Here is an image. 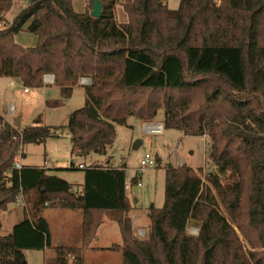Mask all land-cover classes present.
Masks as SVG:
<instances>
[{"label":"trees","instance_id":"obj_1","mask_svg":"<svg viewBox=\"0 0 264 264\" xmlns=\"http://www.w3.org/2000/svg\"><path fill=\"white\" fill-rule=\"evenodd\" d=\"M72 1L27 0L8 24L13 0H0V78L29 90L52 75L64 99L90 79L84 107L66 125L74 154L105 155L116 126L153 122L163 109L165 129L208 139L217 171L206 170L204 181L203 169L169 167L164 206L151 209L140 239L124 167L79 164L77 193L46 168L18 171L20 148L45 143L57 128L16 127L0 116V212L21 194L27 201L23 219L0 236V264H27L25 251L53 247L50 209L81 210L82 239L54 247L45 264H85L88 250L121 252L123 264H264V0H180L177 10L166 0H125V23L116 18L119 0H101L99 19ZM23 30L36 46L16 43ZM105 216L119 224L121 243L92 248ZM191 222L197 236L187 233Z\"/></svg>","mask_w":264,"mask_h":264},{"label":"rangeland","instance_id":"obj_2","mask_svg":"<svg viewBox=\"0 0 264 264\" xmlns=\"http://www.w3.org/2000/svg\"><path fill=\"white\" fill-rule=\"evenodd\" d=\"M72 2L74 10L78 13L92 11V0H73ZM166 2L172 10L179 8L180 0H166ZM26 3L27 0H13V6L6 16L8 24L25 8ZM124 3L125 0H119L115 10L119 23H125L128 20L124 12ZM15 41L24 47H34L37 44V37L23 30L15 35ZM45 78L43 87L29 89L28 92H25V88L15 79L0 78V116L11 119L10 123L13 125L20 118L23 127L32 126L34 122L41 121L42 125L57 128L45 143L30 144L23 148V152L26 153V158L23 159L24 166L46 168L50 173L72 184L73 190L77 189L84 179V171L77 169L79 164H85L87 167H124L129 184L128 194L135 208L130 213L135 219V234L140 239L148 237L151 209L159 210L164 206L166 171L169 167L185 165L195 171L203 169L204 181L208 173L205 172L206 170L216 173L217 169L208 158V139L185 136L174 129H165L162 135H152L145 130L144 122L136 118H130L126 126H116L115 140L105 155L92 154L83 157L72 153L71 138L66 125L72 114L85 105L84 87L90 84L87 85L83 79L89 78H82L79 81V86L74 88L69 99L62 97L59 87L54 84L46 85ZM54 101H59L61 105L56 108L47 106L48 102ZM11 108L14 109L11 110ZM164 117V110L161 109L154 121L150 123H164ZM146 155H151L159 167L156 165L147 168L144 172L140 171L141 161ZM72 162L75 164L74 169H71ZM228 176V173L223 175L222 181L226 182ZM134 178H137L140 185L133 183ZM25 206L26 203L23 205L15 203L9 205L7 211L0 212V236H8L12 233L13 227L24 217ZM221 211L225 214L223 208ZM77 212L50 209L45 211V216L49 218L52 229L59 230L60 238H63L70 223L77 225ZM136 215L140 217L137 219ZM107 219L108 217L105 216L106 224L101 227L102 229L99 228L98 239L93 242L92 247L108 248L121 243L119 224ZM139 227L143 228L138 230ZM73 229H75L74 226L71 227V230ZM187 233L191 236L199 234V229L194 222L189 224ZM237 233L243 241L239 230ZM71 236L75 239L76 232L73 231ZM90 251L85 253V264H123L121 252L92 250L99 251V253H92ZM24 253L27 264H45L46 260L54 255V246L44 250H27Z\"/></svg>","mask_w":264,"mask_h":264},{"label":"crops","instance_id":"obj_3","mask_svg":"<svg viewBox=\"0 0 264 264\" xmlns=\"http://www.w3.org/2000/svg\"><path fill=\"white\" fill-rule=\"evenodd\" d=\"M167 3V2H166ZM168 4V3H167ZM12 107H13V105H11ZM12 109H14V108H11V110ZM6 119V118H5ZM7 121H9V122H11V119H7ZM162 124H164L163 122H161ZM145 124H147V123H144V126H145ZM149 124H156V123H149ZM26 158V153H24V157H23V159H25ZM85 165V164H84ZM85 167H87L86 165H85ZM83 182H84V179H83ZM72 185V184H71ZM82 188H83V183L82 184H80L79 185V187L77 188V189H75V190H77L76 192H75V190H74V192L75 193H77V192H79V191H81L82 190ZM127 196H128V198L130 199V197H129V194H128V191H127ZM131 201V200H130ZM132 203V202H131ZM135 203H138L137 201H135ZM133 206V205H132ZM135 208L134 207H132V210H134ZM58 210H64V209H58ZM75 211H78L77 212V225H74L73 224V222L72 223H70L69 224V227L66 229V233H64L63 234V238H60V235H59V230L58 231H55V229L53 230L52 228V226H51V223H50V220H49V218L48 217H46V219L48 220V222H49V224H50V230H51V237H52V246H54V247H57V246H61V245H69V246H78V245H80V243H81V239H82V227H83V212L81 211V210H75ZM44 215H45V213H44ZM74 217H75V212H74ZM129 216L131 217V213L129 214ZM140 216L139 215H136V217L135 218H139ZM131 219H132V222H133V231H134V233H135V226H134V218L133 217H131ZM136 219V220H137ZM108 220V219H107ZM70 221V220H69ZM112 221V220H111ZM113 222H115V221H113ZM106 224V220H104V222H103V224L101 225V227H103L104 225ZM118 224V223H117ZM72 226H74L75 227V229H73V230H71V227ZM100 227V229H102ZM141 228H143V227H139L138 228V230H141ZM68 229H69V231H68ZM71 230V231H70ZM76 232V237H75V239L71 236V234H72V232ZM99 230H98V234H97V238H96V240H95V242L97 241V239H98V235H99ZM56 233V234H55ZM68 241H73V243H68ZM92 248H99V247H92ZM90 251V250H89ZM88 252V251H87ZM90 252H92V253H99V251H90Z\"/></svg>","mask_w":264,"mask_h":264},{"label":"built area","instance_id":"obj_4","mask_svg":"<svg viewBox=\"0 0 264 264\" xmlns=\"http://www.w3.org/2000/svg\"><path fill=\"white\" fill-rule=\"evenodd\" d=\"M84 81H86V84H90V80L89 79H83ZM45 84L49 85V84H54V78H52L50 75L47 76L45 78ZM28 89H25V92H28ZM145 130L152 134V135H162L165 133V127L164 124L162 123H156V124H145ZM156 162L153 159V157L151 155H146L145 158L141 161V168L140 171L144 172L147 168L149 167H153L156 166ZM24 167L23 165V148H20L19 153L17 154L15 161H14V168L18 171L22 170ZM80 168H83V166H79ZM137 184L140 185L139 181H137ZM126 190H129V184L126 183ZM17 205H23L25 204L24 202V198L22 196V194L17 198L16 202Z\"/></svg>","mask_w":264,"mask_h":264},{"label":"water","instance_id":"obj_5","mask_svg":"<svg viewBox=\"0 0 264 264\" xmlns=\"http://www.w3.org/2000/svg\"><path fill=\"white\" fill-rule=\"evenodd\" d=\"M91 17L99 19L103 15V5L101 0H93L92 11L90 12ZM16 127L21 126V120L18 118L14 124ZM77 190H75L76 192Z\"/></svg>","mask_w":264,"mask_h":264}]
</instances>
